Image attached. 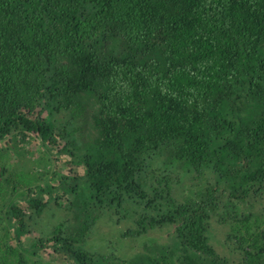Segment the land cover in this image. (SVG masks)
Here are the masks:
<instances>
[{
  "label": "trees",
  "instance_id": "obj_1",
  "mask_svg": "<svg viewBox=\"0 0 264 264\" xmlns=\"http://www.w3.org/2000/svg\"><path fill=\"white\" fill-rule=\"evenodd\" d=\"M70 111L87 112L81 144ZM31 140L55 170L29 166ZM183 173L264 190V0H0V264H230L211 243L219 189L180 202ZM52 203L67 220L30 239ZM108 214L134 221L126 238L177 236L132 260L85 252ZM253 217L222 222L264 264Z\"/></svg>",
  "mask_w": 264,
  "mask_h": 264
},
{
  "label": "rangeland",
  "instance_id": "obj_2",
  "mask_svg": "<svg viewBox=\"0 0 264 264\" xmlns=\"http://www.w3.org/2000/svg\"><path fill=\"white\" fill-rule=\"evenodd\" d=\"M75 114L79 113V116L73 117L72 111L64 112L60 115L61 122L67 129L72 133L70 141L74 139L77 140L79 144L82 143V137L80 134L83 133V130L80 128L81 123L87 118L86 113H80L79 111L74 112ZM80 128V130H78ZM83 128V127H82ZM24 149L27 153V158L32 162L29 165L31 168H34V171L38 172L44 171V165L42 166L43 159H49L51 163L47 166L48 171L55 170L56 166L52 162L51 157L47 154L36 141L31 140L30 144H26ZM19 158L15 157V168L17 170L26 168L25 165L18 167ZM28 168V167H27ZM175 173L181 172L179 169H174ZM45 173V172H43ZM209 175L211 174L208 173ZM198 178L196 175H185L181 177L182 184L177 187L175 196L181 202L185 199H192L197 196H190L189 192L194 188V184H197L199 193H204L210 189L211 191L214 188L219 189L216 195L219 198L218 209L211 221V243L217 252L226 257L230 264H243L242 254L239 250V242L237 239L232 238L228 239L229 235H233L238 232L233 231V224L223 223L225 221L232 220V217L236 214L239 218L254 216L253 221H258L259 231L264 232V190L262 194H251L244 198L232 199L230 197L231 190H226V187H217L216 180L209 178ZM213 176V175H212ZM254 192V191H252ZM222 194V200L221 195ZM200 199V198H198ZM234 205V207H233ZM68 211L65 209L58 208L55 203H52L46 213L41 218H35L30 223V232L28 234L30 239L38 240L43 237H47L50 232L54 230L56 226L63 223L67 220L66 215ZM112 214L106 215L97 225L94 227L92 236L89 238L88 243L84 249L85 252L93 255L101 256H117L124 260H132L138 255L143 253H150L151 247L161 246V245H173V239L177 236L175 227H166L165 229H156L151 231L148 235H145L141 238L132 239L131 237H123L124 234L128 233L129 229L134 228V221H111ZM135 219V218H134ZM122 222H126L122 223ZM257 223V224H258ZM255 224V223H254ZM257 224L254 226L256 228ZM28 241L25 242V245H28ZM147 249V250H146ZM49 260L47 256L44 258ZM64 258H58L56 261L54 259L49 260V264H62ZM152 264V263H149Z\"/></svg>",
  "mask_w": 264,
  "mask_h": 264
}]
</instances>
